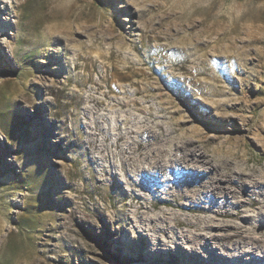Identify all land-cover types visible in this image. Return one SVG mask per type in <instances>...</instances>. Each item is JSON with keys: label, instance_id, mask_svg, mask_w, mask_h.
I'll return each mask as SVG.
<instances>
[{"label": "rangeland", "instance_id": "obj_1", "mask_svg": "<svg viewBox=\"0 0 264 264\" xmlns=\"http://www.w3.org/2000/svg\"><path fill=\"white\" fill-rule=\"evenodd\" d=\"M113 80L146 92L135 96L154 122L175 128L168 148L200 124L218 138L199 143L210 159L264 164V0H0V264H201L185 244L173 258L143 234L132 244L109 220L122 189L103 198L93 188L84 107L121 96ZM58 90L74 97L76 119L60 113ZM180 111L191 117L184 127ZM93 198L104 216L91 212Z\"/></svg>", "mask_w": 264, "mask_h": 264}, {"label": "bare ground", "instance_id": "obj_2", "mask_svg": "<svg viewBox=\"0 0 264 264\" xmlns=\"http://www.w3.org/2000/svg\"><path fill=\"white\" fill-rule=\"evenodd\" d=\"M103 79L109 80L110 76ZM111 83L112 92L121 96L106 93V98L89 97L84 108L85 117L91 118L86 126L90 129H86L87 140H81L86 144L88 159L97 164L92 171L95 191L104 198L111 188L122 189L121 206L109 215V220L117 219L119 227L133 236L134 245L138 234L145 235L144 241L166 258H173L178 245L185 244L199 256L201 264H264V164L239 170L237 158L210 159L205 146L199 143L218 138L209 137L200 124L193 126L187 139L176 138L168 148L175 128L154 122L149 106L135 96L145 91L139 87L133 91L134 87L132 93L128 86L116 85L114 80ZM58 95L63 98L58 104L60 113L76 119L79 112L69 109L74 97L62 90ZM99 106H106L107 113H101ZM180 113L178 123L184 127L191 117ZM252 122L250 116L245 124ZM257 126L263 130L262 125ZM227 142L223 141L216 151ZM236 143L235 147L231 144L230 152L240 146V140ZM95 150L100 152L98 156L93 155ZM243 157L248 161L246 153ZM128 198H133L137 206L127 202ZM100 204L98 198H93L91 212L104 216L105 209ZM161 205L173 209L149 214ZM247 205L250 207L245 208ZM175 209H185L181 214L184 217L179 218ZM198 210L206 214L195 216ZM70 213L76 215L77 209ZM186 262L190 264L191 258L187 257Z\"/></svg>", "mask_w": 264, "mask_h": 264}]
</instances>
